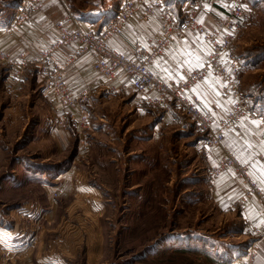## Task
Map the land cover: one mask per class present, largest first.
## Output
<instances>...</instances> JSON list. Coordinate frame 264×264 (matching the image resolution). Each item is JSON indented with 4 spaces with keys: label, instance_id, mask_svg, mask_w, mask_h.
I'll return each instance as SVG.
<instances>
[{
    "label": "rangeland",
    "instance_id": "1",
    "mask_svg": "<svg viewBox=\"0 0 264 264\" xmlns=\"http://www.w3.org/2000/svg\"><path fill=\"white\" fill-rule=\"evenodd\" d=\"M21 1L0 0V25L14 19ZM73 1V10L100 9L109 18L123 0ZM165 2L182 19L181 6L194 0ZM242 3L247 26L233 47L242 65L240 93L247 109L264 119V0ZM0 68V264L43 243V215L56 201L57 217L72 203L61 224L86 247L77 264H226L230 253L250 244L242 223L210 200L206 137L176 106L148 107L133 91L125 100L99 96L87 110L91 129L83 149L71 125L66 131L62 110L53 112L43 83L29 80L24 91L22 83L9 91ZM61 128L70 140L65 147ZM65 170L81 176L98 200L91 202L100 208L97 223L75 205L77 194L59 175ZM52 189L59 192L50 200ZM45 237L52 252L54 237Z\"/></svg>",
    "mask_w": 264,
    "mask_h": 264
},
{
    "label": "built area",
    "instance_id": "2",
    "mask_svg": "<svg viewBox=\"0 0 264 264\" xmlns=\"http://www.w3.org/2000/svg\"><path fill=\"white\" fill-rule=\"evenodd\" d=\"M48 0H22L17 7L10 29L21 28L31 15L40 11ZM201 3L183 4L180 8L182 19L165 0H123L115 17L98 28L92 24L83 29L79 20L66 16L53 27L56 36L49 44L38 50L37 55L25 60L22 52L10 53L0 49V67L6 68L5 87L12 91L20 87L23 75L29 65L36 66L41 83L52 100L64 110H69L68 118L75 127L79 147L87 146V134L91 129L86 103L89 95L81 91L77 95L65 80V71L84 55H91V70L101 80V89L107 94L117 92L116 82L124 79L142 104L152 108L176 106L194 125L197 131L205 135L203 149L209 152L221 147L226 133L240 127L245 117L256 115L247 109L240 93V76L242 65L238 61L233 47L238 37L246 29V15L242 0H222L214 17V22L206 29L198 20ZM136 18L140 25L146 26L157 21L159 35L157 38L145 37L133 44V56L113 48L110 41L121 36L127 23ZM186 35L199 37L204 60L202 67L180 69L177 76L160 78L150 70L151 65L168 49L174 38ZM69 51L66 57L61 54ZM58 58L57 63H50L51 58ZM183 76V79H180ZM210 77L221 89L223 98L227 99L228 111L221 118L213 119L200 109V99L189 92L197 83ZM63 120H58V125ZM232 125L233 127H229ZM231 170V171H230ZM230 172L243 185L239 204L254 200L260 207L262 224L251 227L250 244L244 253L226 264H253L256 256V244L264 236V191L251 179L247 165H242L238 156L232 151H225L208 169L211 179ZM59 191L51 190L50 199Z\"/></svg>",
    "mask_w": 264,
    "mask_h": 264
},
{
    "label": "crops",
    "instance_id": "3",
    "mask_svg": "<svg viewBox=\"0 0 264 264\" xmlns=\"http://www.w3.org/2000/svg\"><path fill=\"white\" fill-rule=\"evenodd\" d=\"M198 1H200L202 7L197 14V18L201 24L210 28L222 0ZM74 6L73 0H48L39 12L31 15L29 19L22 24L20 29L12 30L9 28L13 19H11L8 25H0V49L10 53L22 52L25 60L30 59L37 55L38 50L46 47L56 36V30L53 25L61 21L65 16L70 14L75 17L79 20L83 29H88L92 24L100 28L107 23V20L110 21V19L114 17L116 10L115 9L113 14L107 18L100 9L88 11L89 13H87V11L84 10H73ZM74 13H76L77 16ZM158 35L159 25L157 21L151 20L146 26H143L137 22L136 18H132L127 23L123 34L118 37H113L110 44L118 51H122L127 56L132 57L133 44L135 41H142L145 37L157 38ZM189 53H191V55H189ZM68 54L69 51L65 50L61 55L66 57ZM202 60L203 50L199 37L196 35H186L183 38H174L168 49L151 65L150 70L153 74L163 79L168 77L175 78L180 69H189L190 65L192 68L199 67L198 64ZM58 61L59 59L56 57L50 59V63H57ZM91 62L92 56L89 54L84 55L65 71V80L70 89L74 92V95H77L81 91L89 95V100L86 103L87 110L95 108L94 105L99 96H102L103 99L112 97L111 99L118 98L120 100H125L127 96L132 95V89L126 84L124 79H120L116 82L115 86L118 91L117 93L112 95L104 93L100 88L102 85L101 80L96 78L91 70ZM168 69H171V71H167ZM0 70H2V68H0ZM31 73H34L32 78L30 76ZM38 74L37 67L29 65L23 75L24 82H22L23 86H21L22 88L19 91L27 89L26 86L29 80H32L31 83L40 86L41 81ZM190 94L198 96L200 99L201 111L213 119L223 117L228 111L227 99L223 98L220 87L217 86L216 81L210 77L199 82L193 90L189 92V95ZM50 102L54 113L55 109L57 110L56 114L62 110V116L60 118L66 122V131H68V133L71 132L67 129V127H69L68 125H71L75 131L73 123L68 118V113L70 111L62 109L51 99ZM253 113L256 115L255 118L250 116L245 117L238 129L226 133L221 147L215 148L209 152L204 151V161L207 165V172L209 166L225 151H232L239 157V160L248 157V152L251 151L253 153L252 159H254L256 163L246 164L248 173L249 171L253 173L252 176H249L252 180L255 178V181L261 187L264 186V175H261V172L264 171V154H258L264 153V145L258 143L264 140V135H261V133H264V119L255 112ZM253 120L262 121L259 130H257L252 123ZM66 131H64V128H61L60 134H63L62 142L64 147L70 142ZM245 132L251 136V143L254 145L252 149L242 150V145L249 143V137L244 134ZM72 172L71 170H65V172L59 175L60 177L62 176L65 186L71 183L68 185L69 188H71L69 189L70 192L74 191L77 194V200L81 204L76 201L75 205L86 207L91 218L94 219V223H97L101 213L100 208L97 205H93L91 202L98 200H96L93 194L81 184V176H79L78 180V175H74ZM208 179L210 183V200L219 207L224 215L231 219H238L243 225L242 235L244 239L249 238L251 240V227H259L263 221L260 207L254 200H249L243 205L239 204V199L243 193V185L232 173L226 172L216 179H211L208 173ZM72 180H74V182H72ZM66 189L68 188L66 187ZM56 203L57 201L54 203L55 205L49 203L43 215L44 232L40 234L43 243L38 247H31L27 252L18 256L15 261L8 264H77L78 258L85 253L83 250L86 247L80 239V234L73 232L72 235H69V233L62 229L61 224L62 218H64L65 215L68 216V209L71 207L72 203L64 207L66 214H62V216L58 214V217L56 216L58 209ZM59 229H62L60 233L65 235H61V237L57 235V237H54L56 234H60L58 233ZM45 233L50 237H54L51 238L55 246L52 252L51 249L48 250L46 248L48 243L51 245V242L49 240L47 241ZM96 238L94 234L90 237L91 241H94ZM49 248H51V246ZM256 249V256L253 264H264V236L257 241ZM243 253L239 255L238 252L230 253L231 257H229V261L240 257Z\"/></svg>",
    "mask_w": 264,
    "mask_h": 264
},
{
    "label": "snow or ice",
    "instance_id": "4",
    "mask_svg": "<svg viewBox=\"0 0 264 264\" xmlns=\"http://www.w3.org/2000/svg\"><path fill=\"white\" fill-rule=\"evenodd\" d=\"M189 55H191V53H189ZM198 66L202 67L203 66V62H200L198 64ZM167 71H171V69H168ZM191 71H193V68L190 65L189 66V72H191ZM180 79H183V76H180ZM252 123L255 125L256 129L259 130L260 127H261L262 121L261 120H253ZM229 127L231 128L233 126L232 125H229ZM244 134L249 137V143H247L245 145H242V150H244V149H252L254 147V145L251 143V136H250V134H248L247 132H245ZM261 135H264V133H261ZM258 143L261 144V145H264V140H261ZM258 154H264V153H258ZM252 157H253V153L251 151H249L248 152V157L240 160L241 164L242 165H245V164H255L256 161L254 159H252ZM238 159H239V157H238ZM249 175L250 176L253 175L252 171H249ZM261 175H264V171L261 172ZM254 182H256L255 181V178H254ZM260 190L261 191H264V186H262L260 188Z\"/></svg>",
    "mask_w": 264,
    "mask_h": 264
},
{
    "label": "trees",
    "instance_id": "5",
    "mask_svg": "<svg viewBox=\"0 0 264 264\" xmlns=\"http://www.w3.org/2000/svg\"><path fill=\"white\" fill-rule=\"evenodd\" d=\"M168 6H170L175 11V9L173 8L174 7L173 5H168Z\"/></svg>",
    "mask_w": 264,
    "mask_h": 264
}]
</instances>
